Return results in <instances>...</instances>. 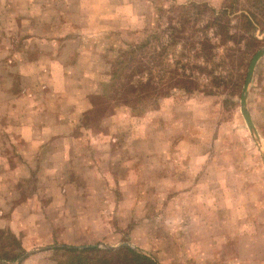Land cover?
I'll return each mask as SVG.
<instances>
[{
    "label": "rangeland",
    "instance_id": "rangeland-1",
    "mask_svg": "<svg viewBox=\"0 0 264 264\" xmlns=\"http://www.w3.org/2000/svg\"><path fill=\"white\" fill-rule=\"evenodd\" d=\"M40 4L43 14L32 16L29 6ZM225 4L0 0V264L22 252L17 264H58L50 249L94 245L129 247L159 264L264 262V56L246 117L236 67L185 73L213 94L171 88L156 105L153 97L140 105L138 117L132 100L131 109L122 104L132 99L118 87L126 77L113 81L134 39L166 29L173 8L196 5L207 19ZM256 35L263 48L264 33ZM212 76L220 85L210 86ZM61 118L70 138L50 145L48 125ZM28 130L34 141L21 138ZM223 235L229 248L211 252ZM237 245L241 262L228 253Z\"/></svg>",
    "mask_w": 264,
    "mask_h": 264
},
{
    "label": "trees",
    "instance_id": "trees-1",
    "mask_svg": "<svg viewBox=\"0 0 264 264\" xmlns=\"http://www.w3.org/2000/svg\"><path fill=\"white\" fill-rule=\"evenodd\" d=\"M226 1L228 4L222 10H213L207 19L204 11L196 5L173 8L172 12H176L175 20L169 19L173 22H168L166 29L157 26L134 39L124 62L117 63V66L126 64L125 70L113 73L114 82L126 77V84L119 83L118 87L132 95V99H122V104L131 109L127 102L132 100L134 106L131 111L138 117L141 115L138 109L140 105L153 100L151 97L155 100L153 105H156V102L170 94L171 88H181L187 93L200 91L213 94L210 89H201L198 76L185 73H212L218 71L219 66L221 71L236 67V73H242L240 81L234 84L241 92L250 63L262 47L256 31L264 33V0H248L253 11H240L237 7L240 0ZM163 16L160 18L163 19ZM202 23L204 26H199ZM181 27L184 31H180ZM177 33H186L188 36L183 38ZM220 49L223 50L222 57L216 59ZM116 76H119L118 80ZM221 79L210 77V86L220 85ZM50 252L61 257L58 264H159L129 247L116 251L96 247L81 250L56 248L50 249ZM23 253L15 258L2 259L17 261Z\"/></svg>",
    "mask_w": 264,
    "mask_h": 264
},
{
    "label": "crops",
    "instance_id": "crops-1",
    "mask_svg": "<svg viewBox=\"0 0 264 264\" xmlns=\"http://www.w3.org/2000/svg\"><path fill=\"white\" fill-rule=\"evenodd\" d=\"M31 5L29 6V12L32 11V16L38 17V16L43 14V11L45 10V8H44V6H42V4H40L39 7H38V5H36V6L33 5V7H31ZM35 20L38 22V24H41V22L38 21V19H35ZM51 92H53V90ZM63 126L65 128L68 127V123L63 121L62 118L60 120L56 121V123H52V124L48 125L49 134L46 135L47 137L45 140H48V143L50 145L57 144L58 142H61L63 139L70 138V137H68L69 136L68 133H63L61 131L64 128ZM21 138L23 140H25L26 142L34 141V134L31 133L29 130L26 132L24 131L23 134L21 135ZM52 150H54V149H52ZM54 151H52V153H55V154H61L62 153L60 150H54ZM94 151L96 152V150H94ZM97 152H99V151H97ZM91 153L92 152L90 151V154ZM114 153L115 152H113L112 155H114ZM110 155H111V153H110ZM179 174H180V172H179ZM175 176H176L175 180H177V175H175ZM180 176H181V174H180ZM180 176H178V180H177L178 182H179ZM192 180L193 179H190V181H192ZM124 200H125V193H124V189H122L120 196H119V210L118 211H120V213H118V215L116 214V216H117L116 219L118 220L120 226L125 224V222L123 220H125V216L127 214V210L124 208V202H125ZM211 204H212V202H211ZM222 213H224V212L222 211ZM81 221H82V219H81ZM90 224H92V223H90ZM88 226H90V225H88ZM223 236L221 237V240H220L221 244L220 245H217L216 247H210L211 252L214 253L216 248H218V249L221 248L222 250L225 248H229L226 245L225 236L224 237ZM222 250L220 251V253L224 252ZM228 253H231L233 255L232 260H234V261L241 262L243 260L242 259L243 253H242L241 247L239 245L235 246L233 249L230 248V252H228ZM26 255H29V253L27 252ZM13 262H14V264H17L18 261H16V262L13 261ZM262 263L264 264V262H259V264H262Z\"/></svg>",
    "mask_w": 264,
    "mask_h": 264
},
{
    "label": "water",
    "instance_id": "water-1",
    "mask_svg": "<svg viewBox=\"0 0 264 264\" xmlns=\"http://www.w3.org/2000/svg\"><path fill=\"white\" fill-rule=\"evenodd\" d=\"M264 56V47L261 48L253 57L251 63H250V67L248 69V74H247V78H246V82L243 88V93H242V110L244 112V115L246 117L247 113H246V98H247V94L249 91V85L252 81L253 75H254V71L255 68L258 64V62L260 61V59ZM247 122H249L250 126L252 127L251 122L249 121V118L247 116L246 118ZM128 245V244H125ZM89 247H99V246H89ZM87 246H81V247H75V248H80V249H84V248H89Z\"/></svg>",
    "mask_w": 264,
    "mask_h": 264
}]
</instances>
